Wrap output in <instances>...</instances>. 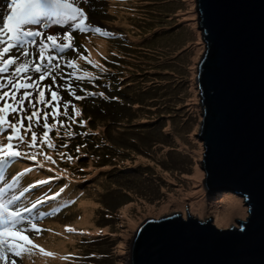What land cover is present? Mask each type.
<instances>
[{
	"label": "water",
	"instance_id": "water-1",
	"mask_svg": "<svg viewBox=\"0 0 264 264\" xmlns=\"http://www.w3.org/2000/svg\"><path fill=\"white\" fill-rule=\"evenodd\" d=\"M176 1L187 29V189L225 192L227 218L216 228L188 214L139 217L116 237L115 262L264 264V0Z\"/></svg>",
	"mask_w": 264,
	"mask_h": 264
},
{
	"label": "rangeland",
	"instance_id": "rangeland-1",
	"mask_svg": "<svg viewBox=\"0 0 264 264\" xmlns=\"http://www.w3.org/2000/svg\"><path fill=\"white\" fill-rule=\"evenodd\" d=\"M79 6L88 13V23L93 28L99 26L109 35H100L95 31L86 34L76 32L72 42L77 45L79 51L78 53L65 52L64 55H60L59 64L62 72L55 73L58 77L57 83L64 85L66 80H70L72 92L81 96V89L85 87L84 84L88 77L94 74V70L91 69L89 73H86V69L77 66L86 64V66L92 67L93 64L101 63L107 59V63L111 60L129 65V67L126 66V78L129 80L134 79L138 82L145 76L147 82L153 78L151 81L154 83L169 86L172 89L169 94L171 101H168L167 104L169 103L175 109L169 111L160 109L164 106L162 103L165 102L160 99L157 104L159 108H156L154 112L163 115L160 119L164 121L157 129L151 130L147 127L144 132L137 134L135 139L139 151L130 152L128 157L151 163L154 165L153 173L155 175L137 178L129 183L116 184L115 186L110 184L111 187L103 179L96 181L94 185H89L85 194L72 205L73 209L61 211L60 216L54 217L57 220L49 219L46 223L36 224L42 229L41 232L32 231L30 226L27 234L32 240V245L36 247L27 245L20 256H15L13 249L8 245V252H6L5 244L0 245V256L5 257V259H0V264H13V261L15 264H116L113 251L116 237L136 219L146 215L179 214L185 218L188 214L200 221L211 219L216 228H220L222 225L219 222L218 213L223 206V197L209 195L204 189H187V29L181 18L177 1L91 0L90 5L81 3ZM12 7V0H0V16L4 17V22H7L6 16L11 15ZM165 15L168 18L158 21ZM168 24H174L170 32H164L158 28ZM26 27L34 28L35 26ZM166 27L168 26L162 28ZM51 29L52 32L64 31L57 27ZM155 34V39L150 42L151 36ZM99 40L106 42L105 49L101 52L94 48ZM143 42L145 43L142 44ZM147 45L153 50L152 54L146 52L147 50H140V46ZM128 46L132 47L127 49ZM24 48L35 51L29 47L27 42H25ZM135 48L136 50H133ZM125 52H129V58L125 57L124 60H121L125 56ZM52 54L55 56L54 52ZM92 54L97 55L91 56ZM21 59L23 58L21 57ZM66 60L74 61L77 66L74 69L66 67ZM138 66L141 67V70H137ZM149 67H154L156 70H166L168 67L171 70L172 67L175 72L170 77H154L143 74L144 71L153 74L147 70ZM11 71L13 69H10ZM139 71L142 76L138 73ZM69 72L72 73L71 77L68 75ZM76 76L84 79L77 81ZM0 77L3 79L0 83L4 84H7L9 78L17 79L14 75L9 77L6 74H2ZM20 78L27 82V74ZM41 83L45 86L43 90L51 102L50 94L46 90L49 80ZM39 87L40 84H37V88ZM24 91V89H20L17 95H21ZM29 91L32 90L29 89ZM57 91L62 99L60 107L55 111L60 113L62 110L63 113L66 110L67 113L72 114L74 119L81 110L80 104H77L73 95L65 87H60ZM164 92L166 91L161 89L159 91L162 95ZM33 95H35L34 92ZM69 101L70 103L65 109V102ZM0 103L3 102L0 101ZM7 113H0V115L7 117ZM145 115H147L146 112H142L130 120L136 121ZM13 116L15 117V113ZM106 123L100 125V132L104 130L101 126ZM37 131L38 134L41 132L40 129ZM5 136L6 134L0 136V141L7 143ZM13 143L15 144V141ZM39 158L37 155L36 160ZM51 160L53 161L52 157ZM57 160L64 162L62 159ZM145 163L134 162L133 165L127 163L125 166L118 165L116 168L131 170L141 166L148 174L150 168H144ZM12 168L18 170L20 166L16 164ZM88 170H94L92 164L88 165ZM28 183L33 184L32 175H27L25 179L17 183L15 188ZM112 188L114 191H110ZM12 194L10 193L8 196L12 197ZM163 207L165 209H162ZM44 231L48 232L43 233ZM11 243L17 244L16 241H11ZM23 244L24 242H19L16 250H19V246ZM46 253L51 255H46Z\"/></svg>",
	"mask_w": 264,
	"mask_h": 264
},
{
	"label": "trees",
	"instance_id": "trees-1",
	"mask_svg": "<svg viewBox=\"0 0 264 264\" xmlns=\"http://www.w3.org/2000/svg\"><path fill=\"white\" fill-rule=\"evenodd\" d=\"M166 18H168L167 15L158 21ZM173 25L168 24L158 28H161V31L170 32L174 27ZM165 26L168 27L162 28ZM154 36L156 34L151 36L150 42L155 39ZM131 47L126 48L130 49ZM141 49L147 50L146 52L151 54L153 52L149 45L140 46ZM133 50H136V48ZM124 55L121 60H124L125 57L129 58V52H125ZM107 61L106 59L101 63L93 64L94 74L88 77L84 84L85 87L81 89V96L84 99L75 100L81 107L79 114L74 119L71 113H67L66 116L59 115L58 120L60 123H55L50 128L47 143L40 144V139H43L41 136L37 141V151L35 149L29 151L41 153L38 160L27 161V164L31 166V172L26 173L24 176L32 175L33 184L22 191H14L13 196L14 198L20 197L27 204L25 207L29 209H31L33 202H37L38 198L42 201L37 203V208L31 211L36 221L45 220L59 210L72 208V205L85 194L86 188L101 179L111 187V185L129 183L137 178L155 175L153 173L154 165L136 158L129 159L128 157L130 152L139 151L135 136L144 132L147 127L151 130L159 128L160 123L164 121L160 119L163 115L154 112L156 108H159L157 104L160 99L165 100L162 103L164 106L160 109L168 111L175 109L169 103V105L167 104L168 101H171L169 94L172 89L169 86L154 83V81H151L153 78L150 79V82H147L145 76L140 78L138 82L134 79L129 80L126 78L129 65L109 60L111 65L107 66L106 64H109ZM168 68L166 70H156L154 67H149L147 70L153 72V74L146 71L142 73L154 77L173 76L172 73L175 71L172 67L171 70ZM137 70H141V67L138 66ZM138 73L142 76L140 71ZM19 81L22 82L21 79ZM5 89V91H11V88L6 87ZM160 89L166 92L162 95V93H159ZM100 93H103V95H100ZM86 100L90 102L87 103ZM10 103L12 102L10 101ZM45 107L40 106L37 108ZM48 112L52 113L53 111ZM139 112H146L147 115L136 121L130 120L140 114ZM60 113H62V110ZM154 115L161 116L156 117ZM69 117H72V119H69ZM14 119L15 117L10 118V120ZM51 121L54 120L51 118ZM48 122L50 123V119ZM104 122L107 123L101 126L104 130L101 129L102 132H100L99 127ZM42 123L43 121H41V125ZM30 135V133L25 135L26 140L30 139ZM48 143L53 147L49 148ZM48 156H51L53 161L48 160L46 158ZM57 159H62L64 162ZM134 162L145 163L144 168H150L148 174L141 166L131 170L116 168L118 165L125 166L127 163L133 165ZM41 164L43 168L40 167ZM89 164H92L94 170H88ZM3 169L4 167L0 166V191H5L4 188L11 191L17 184L16 177L25 170L16 171L10 177L12 171L7 172ZM111 178L113 179L111 180ZM40 180H48L49 183L40 185L38 184ZM33 185L36 186L33 187ZM61 188H64V192L55 200L46 199V195L55 196V193L59 192ZM112 190L114 189L112 188ZM225 194V192H222L212 196L223 197Z\"/></svg>",
	"mask_w": 264,
	"mask_h": 264
},
{
	"label": "snow or ice",
	"instance_id": "snow-or-ice-1",
	"mask_svg": "<svg viewBox=\"0 0 264 264\" xmlns=\"http://www.w3.org/2000/svg\"><path fill=\"white\" fill-rule=\"evenodd\" d=\"M81 3L90 5L91 0H12V12L11 15L6 16L7 22H4V17L0 16V74L17 77V79L9 78L7 84L0 83V101L3 102L0 103V113H15L14 120L0 115V127L8 126L5 129L8 134L4 137L7 143L0 141V166L10 170L14 162H19L21 158L35 161L37 155L41 154L22 151L21 145L28 149H36L37 141L41 136L43 139H40V144L47 143L51 127L48 122L49 116L51 115L56 123H60L57 116L67 115L66 110L63 113L55 111L60 107L62 99L58 95L57 89L65 87L76 100L84 99L72 92L70 80H66L64 85H59L58 77L55 74L57 71L62 72L59 64L61 53H78L77 45L72 42L76 32L86 34L95 31L100 35H109L99 26L93 28L88 23V13L79 6ZM53 27L64 29V31H46ZM25 42L35 51L24 48ZM53 52L57 55L54 56ZM65 66L74 69L75 62L66 60ZM10 69L13 71L10 72ZM25 74H27V82H20L19 77ZM68 75L71 77L72 73L69 72ZM75 79L79 81L84 78L76 76ZM45 80H49L46 90L50 94L51 102L43 90L45 86L41 83ZM37 84H40L39 88H37ZM6 87L11 88V91H5ZM20 89L25 91L18 96L17 93ZM29 89L32 91L30 92ZM69 103L70 101L65 102V109ZM37 104L47 105L54 111L50 114L44 108L37 109ZM41 121H43L42 126ZM41 127L42 131L38 134L37 129H41ZM18 132L21 134L14 136ZM27 133L31 134L29 140L25 139ZM3 135L0 133V136ZM14 139L16 140L15 144L13 143ZM47 146L53 147L50 143ZM46 158L51 160L50 156ZM40 167L43 168V165L41 164ZM28 172H31V169L26 168L16 177V180ZM48 183V180L38 181L40 185ZM35 186L33 185V187ZM63 192L64 188H61L59 192L55 193V196L46 195V199L55 200ZM40 202L42 201L38 198L37 202L32 203L31 209L17 207L11 210L8 204L0 203V245L7 244L9 248L13 249L15 256H20L27 245H32V240L27 234L28 225L36 233L42 231L35 223L31 220L26 221L24 217L25 212L31 213ZM11 241H16L17 244H13ZM19 242H24V244L19 246V250H16ZM41 251L43 250L41 249ZM46 255L51 254L46 253ZM0 259H5V257L0 256Z\"/></svg>",
	"mask_w": 264,
	"mask_h": 264
},
{
	"label": "clouds",
	"instance_id": "clouds-1",
	"mask_svg": "<svg viewBox=\"0 0 264 264\" xmlns=\"http://www.w3.org/2000/svg\"><path fill=\"white\" fill-rule=\"evenodd\" d=\"M9 103H10V101H9ZM37 105H39V104H37ZM44 106H47V105H44ZM37 107H40V106H37ZM41 107H43V106H41ZM38 109V108H37ZM11 117H14L13 116V113H11V114H9V113H7V118L10 120V118ZM25 123H27V122H25ZM15 164H18V162H15ZM29 169V168H28ZM25 177L26 176H23V177H21L20 179H25ZM17 180V183L18 182H21L22 180ZM17 185V184H16ZM15 185V186H16ZM29 186H31V183H28V184H25L24 186H19V187H17V188H13L12 189V191L14 192V191H22V190H24V189H26L27 187H29ZM110 191H114V190H112V189H110ZM12 192V193H13ZM217 194V193H216ZM9 193H6V191H2L1 192V195H0V202L1 203H6V204H8V206H9V209L11 210V209H15V208H17V207H19V208H21V209H23L25 206H27V204L19 197V198H14V196H13V194H12V197H10V198H8L9 196ZM210 195V194H209ZM78 201V200H77ZM16 202V203H15ZM23 205V206H22ZM69 209H73V207L72 208H67V209H62V210H59V211H57L56 213H54V214H51L47 219H45V220H42V221H36V218H34L33 217V215L31 214V213H28V212H25L24 213V217H25V220L27 221L28 219L29 220H31V221H35V222H33V223H35V224H42V223H46L47 222V220H49L50 218H52L53 219V221L54 220H57V218H54V217H56V216H60L59 214H60V212L61 211H66V210H69ZM69 214H71V213H69ZM65 215V214H64ZM190 216V215H189ZM28 217V218H27ZM191 217V216H190ZM184 218V217H183ZM184 219H186V217L184 218ZM29 228H30V225H28V230H29ZM46 232H48V231H44L43 233H46ZM40 234H42V233H40ZM5 248H6V252H8V248H7V244H5ZM11 255V254H10ZM12 256V255H11Z\"/></svg>",
	"mask_w": 264,
	"mask_h": 264
},
{
	"label": "bare ground",
	"instance_id": "bare-ground-1",
	"mask_svg": "<svg viewBox=\"0 0 264 264\" xmlns=\"http://www.w3.org/2000/svg\"><path fill=\"white\" fill-rule=\"evenodd\" d=\"M50 31H53V30L51 29ZM105 43H106V42H105L104 40H99L98 43L96 44V46H94L95 50L101 52L103 49H105V48H104V46H106ZM222 205H223V206H222V209H221L220 212L218 213V215H219L218 219H219V222H220L221 224H223V222H224V221L226 220V218H227V205H226V203H225L224 198H223V200H222ZM162 209H165V207H163ZM50 220L53 221L52 218H50Z\"/></svg>",
	"mask_w": 264,
	"mask_h": 264
}]
</instances>
